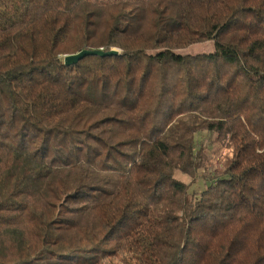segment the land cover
I'll use <instances>...</instances> for the list:
<instances>
[{"label": "trees", "instance_id": "trees-1", "mask_svg": "<svg viewBox=\"0 0 264 264\" xmlns=\"http://www.w3.org/2000/svg\"><path fill=\"white\" fill-rule=\"evenodd\" d=\"M0 264H264V0H0Z\"/></svg>", "mask_w": 264, "mask_h": 264}, {"label": "rangeland", "instance_id": "rangeland-1", "mask_svg": "<svg viewBox=\"0 0 264 264\" xmlns=\"http://www.w3.org/2000/svg\"><path fill=\"white\" fill-rule=\"evenodd\" d=\"M215 50V42L214 41H202L198 43H194L185 48L179 49L178 52L184 54H200V53H210ZM209 134L207 132H201L197 135L198 141H202L207 149L209 157L213 160V166L217 163V159H224L223 157L228 152L225 143H209L208 141ZM209 147V149L207 148ZM202 172V170H201ZM182 179L189 182L190 177L185 174L179 175ZM206 186V182L204 178H200L198 182L194 183L190 190L194 192H201Z\"/></svg>", "mask_w": 264, "mask_h": 264}, {"label": "water", "instance_id": "water-1", "mask_svg": "<svg viewBox=\"0 0 264 264\" xmlns=\"http://www.w3.org/2000/svg\"><path fill=\"white\" fill-rule=\"evenodd\" d=\"M118 54H119V49H116V48L111 49L109 51H105L102 48L100 49L84 48L78 52L66 54L64 57V63L67 66H71V65L77 64L80 60L90 55L113 56V55H118Z\"/></svg>", "mask_w": 264, "mask_h": 264}]
</instances>
